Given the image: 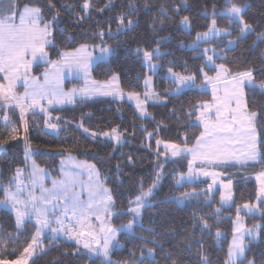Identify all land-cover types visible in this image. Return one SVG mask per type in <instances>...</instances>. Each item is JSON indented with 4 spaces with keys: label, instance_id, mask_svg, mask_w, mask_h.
<instances>
[{
    "label": "trees",
    "instance_id": "obj_1",
    "mask_svg": "<svg viewBox=\"0 0 264 264\" xmlns=\"http://www.w3.org/2000/svg\"><path fill=\"white\" fill-rule=\"evenodd\" d=\"M83 2L17 0V5L19 8L26 4L37 5L42 9V23L53 22V43L49 46L52 58L60 56L63 50L84 43H101L98 33L103 29V41L110 44L114 51L106 61L96 62L92 73L97 79H108L118 73L121 89L108 95L94 94L83 99L77 97L74 103L49 108L50 116L42 111L25 108L21 118V109L16 102H0V140L5 141L0 150V200L4 197V187L12 184L16 169L28 167L26 148L31 160L46 167L53 176L60 174L61 159L69 153L94 162L110 187L115 211L129 208V200L138 194L141 184L147 189L159 171L161 181L155 199H162L170 193L179 195L196 192L199 195L190 196L182 204L163 205L159 215L145 213L144 226L155 229L158 237L156 245L140 239L141 236L150 239L148 232L137 229L135 236L119 232L117 239L120 246L113 248L110 253L113 262L122 264L123 261L135 260L143 246L145 249L155 248L157 264H166L165 256L168 253L182 257L183 264H201L199 253L202 245L210 264H225L233 235V217L243 203L256 200L258 185L254 174L264 170V162L222 166L224 177L233 180L234 191L232 205L222 207L220 189L217 188L210 196L206 189L208 180L186 182L180 186L176 184L178 174L188 169V157H163L157 140L193 145L202 132V126L197 122L199 109L212 98L211 91L205 85L207 82L203 68L209 71H214V68L205 66V56L199 53L200 48L194 50L190 43L197 32L209 28L213 19L218 26L232 28L231 37H236L238 23L233 21L230 25V16L224 13L231 3L245 4L243 16L253 25L254 31L246 39L238 40L233 47L227 46V35L205 43L218 45L221 55L217 60L228 66V77L251 68L256 70L254 75L257 81L264 78V73L259 71L264 67V42L258 40L256 35L264 31V0H90L92 7L87 13L83 11ZM162 6L167 16L161 14ZM121 13L125 14V23L130 14L135 25L131 31L116 35L117 17ZM184 16L189 17L188 28L180 23ZM153 23L155 28L152 27ZM109 29L115 33L108 35ZM158 40L165 41L161 49L168 55L160 58L161 66L155 75L154 88L150 91L161 96L162 100L148 102L150 115L143 117L127 98L129 93L145 95L148 91L144 86L147 68L142 51L138 55L135 50H151ZM169 66L180 72L195 73L196 85L203 84L204 87L177 90L175 84L166 77ZM43 69L44 65L39 64L35 72ZM245 90L248 108L261 112L260 124H264V108L261 107L264 105V94L259 91L253 93L247 87ZM5 115L8 116L7 122L4 120ZM46 120L58 125L54 133L46 129ZM81 124L83 127H80ZM113 127L125 133L126 143L122 146H116L103 137L93 142L91 134L84 132V128L102 132ZM257 130L260 161H264V131L259 125ZM149 133H152L150 137ZM13 134L15 139L11 138ZM129 155L134 160L131 165L127 163ZM118 163L120 171H117ZM201 217L210 225L202 235ZM130 218L128 215L111 216V221L120 226ZM194 220L197 224L195 229ZM246 222L249 225L261 223L259 237L247 239V259L254 258L256 264H264V211L246 215ZM217 229L221 233L219 237L216 236ZM36 230L35 219H28L18 228L15 213L0 208V261H12L22 255ZM193 231L200 243L194 240L189 248L185 237ZM72 238L49 231L42 236L28 264H90L87 251Z\"/></svg>",
    "mask_w": 264,
    "mask_h": 264
},
{
    "label": "snow or ice",
    "instance_id": "obj_2",
    "mask_svg": "<svg viewBox=\"0 0 264 264\" xmlns=\"http://www.w3.org/2000/svg\"><path fill=\"white\" fill-rule=\"evenodd\" d=\"M92 5L90 0H84L82 8L85 13L89 12ZM245 5L231 3L230 7L227 8V13L230 16L229 24L231 25L232 20L235 19L238 23V35L228 40V45H233L238 40L246 39L249 34L254 31L253 25L248 23L244 16L243 10ZM178 11V9H177ZM11 12V15L7 14ZM17 12L19 13V25L15 23ZM161 14L167 16V12L161 7ZM84 17H81L83 19ZM42 19V9L38 6H29L25 5L23 9H20L19 6L15 3V0H10L8 7H3V0H0V72L5 73V79L9 81L7 87L3 84H0V100L5 104H9L12 101L20 106L21 109V118L24 116V104L22 101L25 98H30L31 103L29 107H34L40 105V99L51 96L49 99V104L52 103H74L73 97L77 94L75 89H72L68 92L63 91L60 86L59 76H55L53 79L49 78V73L45 72V80L48 87L35 88L33 86L32 90L29 91L28 86V76L24 74L25 80V94L24 97H17L12 92L14 81L17 79L19 70L23 67L27 70L30 66V61L25 59L28 53L31 54L33 60H41L48 55L45 51L46 45L52 43L49 39L52 36V30L49 24H45L43 28L39 27V21ZM55 19V17H54ZM118 29L116 35H119L121 32L131 31L135 25V21L131 18L129 14L127 17V23H125V14L121 13L117 17ZM161 24L164 23L163 20L160 21ZM181 24L186 26L189 25V17L184 16L181 18ZM155 28V24L152 25ZM221 31L224 35L229 37L232 36V33L225 29H218L216 27V20L213 19L211 25L207 31L197 32L195 39L192 40L191 47L195 50L199 48L200 42H211L213 39H218ZM101 37V43L99 45H94V47L99 48V56L93 57L91 53L87 52L88 45L81 44L79 48L75 49L73 52H67L62 54V61L67 65L69 71L71 72L72 68L75 67L78 71L83 72L85 75L89 74V67L93 61H106L107 58L113 53V49L104 43L103 36L105 35L103 29L98 33ZM108 35H112L111 29H109ZM257 39L261 42H264V31L256 33ZM164 40H158L156 46L151 50H142L137 48L135 51L139 55L140 52H143V62L150 67V69L155 72L156 68L159 66L157 61L168 55V52L161 51V45L164 43ZM255 43V41L253 42ZM211 51L213 55H208V52ZM206 57V64L215 65L214 56H218V45L212 47L211 49L205 48L201 53ZM154 57L156 58L154 60ZM264 59V57H262ZM51 66L56 67L57 61H51ZM218 69L217 76L215 78L208 76L207 72H204L205 81L211 83L213 79L219 81L220 78L228 72V69L224 64L215 65ZM202 71V69H201ZM255 69H248L246 71L237 73L233 76L230 83L233 85L232 91L227 94L226 99H222L216 95V86L213 84V99L217 101V104H209L205 102L200 110V115L198 119L203 124V131L199 136L196 137V145L194 147L188 148L187 146L181 147L178 144L164 142L166 149L171 150L172 157H180L183 153H191L192 160L188 161L189 171H192V164L194 160L200 159L205 160L210 163L218 165H228L232 162L236 164H246L248 162H264L260 161V143L257 136V125L260 126L261 130L264 131V124H260L261 112L259 111H249L248 105L245 100V91L247 87L255 93L259 91L261 94H264V78H261L257 81V78L254 75ZM261 73H264V67L259 69ZM59 72V69H57ZM167 72L170 74L172 82L175 84L176 89H187L200 87L203 88L204 85H196V74L192 75H181L173 71V68L169 67ZM35 80L36 78H32ZM114 80L115 77H112ZM153 77H145V86L150 87ZM81 98L88 97L91 93L88 89H82ZM108 95L110 93H103ZM131 97H136L138 100L137 108L140 111L141 116L146 115V109L144 108V101L139 100V94L132 92L129 93ZM154 95L153 92L149 91L145 94L146 98L148 96ZM235 101L236 106L231 108L228 106V101ZM264 108V105H261ZM216 109V120H212L209 115V110ZM223 108V111H221ZM41 111L46 112L47 110L41 106ZM59 119V118H58ZM4 120L8 121V116L5 115ZM47 126L52 129H57V124L48 123L45 121ZM27 128V124H25ZM80 127H83L81 124ZM88 129L84 128V132L88 133ZM15 129H13V133ZM149 137L152 133L148 134ZM93 142L97 141L100 137H106L110 142H114L116 146H122L126 143L124 136L125 133H121L118 127H113L110 131L103 133H91ZM12 139H15V135L11 136ZM5 143L4 140H0V145ZM162 143V141L157 140V145ZM235 144L242 145L240 150H237L233 147ZM166 155V153H165ZM26 159H29V150L25 149ZM128 164H133L134 160L131 155H129ZM77 167L83 168L87 167L90 170V176L94 173L96 176V182L90 185V202L87 205V208L83 207V201L79 199L78 196L74 194V189L76 187V180L71 173H65V176L68 178L61 181H53V187L47 189L43 187V172L44 170L39 168L35 161H32V180L31 185L34 188L38 181L41 182V196L36 197L33 192H27V198L25 196V190L28 188L23 180L21 179L23 169L17 168L15 173V188L11 185L4 187V196L5 199L0 201V205L4 207H11V210L15 212L16 216V225L19 228L25 217L35 216L37 230L32 236V240L28 243L27 247L24 249V253L29 256L32 255V250L34 245H36L38 239L41 236L42 231L45 229L51 230L53 234L57 232H64L65 235L76 238V243L79 245L83 243V248L87 250V255L89 258L90 264H115L111 260V251L115 247L120 246V241L117 239L118 232H126L131 236L136 235L137 229L142 232H148L149 237L141 236V240H145L146 243L150 242L153 245L158 243V237L154 228H145L144 226V215L145 213H150L151 216H156L161 213V206L169 203H183L190 196H197L199 193H179V195L168 194L162 199H155L156 189L159 186L161 172L156 173V178L148 186L147 189L141 187L137 195L129 200L130 207L122 211H111L115 207L114 199L111 194V190L104 187L103 183L99 181L100 173L96 170L94 164H77ZM117 171H120V164H117ZM210 173L205 172L204 175H209ZM215 176L216 173H211ZM260 175L264 177V172H261ZM231 181H228L226 187L231 186ZM177 185L182 184V180L176 181ZM211 188V185L209 186ZM261 192H264V187L261 188ZM222 200L231 199V195L227 197L222 196ZM63 203V212L59 216H55V222L60 224L61 227L55 228L51 227L53 223V215L55 214L56 209L59 207L60 203ZM51 205L52 211L49 212L48 206ZM245 208L252 210L254 206L245 204ZM71 212L73 216L79 214L82 218L86 215L95 213L96 219L101 220L100 233L103 234V240L101 242L100 235L94 232H78L74 231L72 228L64 229L63 220L68 218V213ZM101 213L105 216H124L128 215L131 218L128 219L126 224H121L119 228L113 227L111 223L105 224L104 220L101 217ZM237 218L239 219V209H237ZM201 235L205 229L210 227L208 221L204 218H199ZM197 227V224L194 220L193 229ZM257 228L259 225L256 226ZM90 236L92 241L95 243V247L92 242L88 240L82 241L80 237ZM221 235L219 229H217L216 236ZM249 239H256L259 236L258 232H255L254 229L249 228L245 229L243 225H238L233 229V238L228 248L227 260L225 264H256V260L247 259V249L249 248ZM55 239V236L53 237ZM197 240L194 231L189 233L185 237V243L188 244V247L191 248V242ZM162 248L163 245L161 244ZM200 260L201 264H210L209 258L203 252V246L201 245L200 251ZM156 251L155 248H146L141 247V252L135 260L123 261L122 264H157L155 260ZM166 264H183V258L180 256H173L171 253H168L165 256ZM11 264H27L26 260H16L11 262Z\"/></svg>",
    "mask_w": 264,
    "mask_h": 264
},
{
    "label": "rangeland",
    "instance_id": "obj_3",
    "mask_svg": "<svg viewBox=\"0 0 264 264\" xmlns=\"http://www.w3.org/2000/svg\"><path fill=\"white\" fill-rule=\"evenodd\" d=\"M9 2H10V0H3V7L7 8ZM15 3L17 4V0H15ZM26 5H29V4H26ZM243 5H245V4H243ZM24 6L25 5H23L20 9H23ZM29 6H37V5H29ZM229 7H230V5L225 8L224 13L228 14L226 10ZM7 14L11 15V12H8ZM212 21H211V23H212ZM233 21H236V20L233 19L232 22ZM15 23L17 25H19V13L18 12H17V15H16ZM38 23H39V27H41V28H43L45 26V24H49L50 28H51V30L53 32V22L52 21H48L46 23H42V19H41ZM184 27L188 28L189 25L188 26L184 25ZM216 27L218 29L228 28V30L230 32H232V28H229V27H221V26H218L217 24H216ZM207 30H203V31H200V32H204V31H207ZM111 32H112V34L115 33L113 30H111ZM220 36H225L223 31H221L219 37ZM231 38H233V37H228L227 42ZM49 39L53 43L52 36H50ZM52 43L49 44V45H46L45 51L48 53V55L46 57H44L43 59H41V60H33L30 53H28L26 55L25 59L27 61H30L31 63H30V66H29V68L27 70H25L23 67H21L20 70H19L20 74L18 75L17 79L14 81V85H13V88H12V92L15 94V96L24 97L25 90H26L25 89V80H24V74L25 73H26V75L29 78L28 79L29 91L32 90L33 86L35 88L48 87V85L46 84V80H45V72L49 73V78L50 79H53L55 76L58 75L59 78H60V86L62 87L63 91L68 92V91H70L72 89H75L76 93H77L75 96L81 95L80 92H81L82 89H88L90 91V93L104 92V91H107V90H118V89H121L120 77H119L118 73H114L108 79H97V78L94 77V75L92 73V67L98 61L91 62L90 67H89V74L88 75H85L83 72L78 71L75 67H73L71 72H70L68 67H67V65H65L64 62L61 59L62 54L63 53H67V52H73L75 49L79 48L80 45L78 47H76V48L63 50L61 52L60 56H58L56 58H52V57H50V54H49V46L52 45ZM104 43L109 45L113 49V47L110 44H108L106 42H104ZM191 43H190V46H191ZM84 44H87V43H84ZM99 44L100 43L87 44L88 48H87L86 51L91 53L93 57H98L99 54H100L99 53V48L94 47V45H99ZM235 45H236V43H234L233 45H228L227 44L228 47H233ZM215 46H216V44H213V43L206 44L205 42L202 41L199 44V48H200L199 53H202L203 49H205V48L211 49L212 47H215ZM142 50H146V49H142ZM161 51L163 52L164 50L161 49ZM141 55H142V58H143V52H142ZM208 55H213V53L211 51H209ZM220 55H221V52H220V49L218 48V56H220ZM218 56H214L215 65L224 64V63L219 62L217 60ZM155 59L156 58L154 57V60ZM51 61H57L58 62L55 68H53L51 66V63H50ZM161 62H162L161 59H159L157 61L159 66L156 68L155 72H153L150 69V67L144 63L146 65V68H147L146 76H152L153 77L150 87H146L145 86V78H144V86H145L146 89H148V91H146V92H149L151 89L154 88L155 75H156V73H158V70H159V68L161 66ZM205 62H206V57H205ZM39 64H43L44 65V69L42 71H40V72H35V68ZM215 65H208L207 66L209 68H214V71H209L207 68H203V73L207 72L208 76L215 78L217 76V71H218V69L215 67ZM224 65L228 69V66L226 64H224ZM169 67H171V66H169ZM171 68H173V67H171ZM57 69H59V72H57ZM173 71L176 72V73H179L181 75H185V76L192 75V73L180 72V71L175 70L174 68H173ZM228 73H229V69H228V72L225 73L223 76L228 75ZM233 76L222 78L219 81L214 80L211 83L208 82L207 84H205V85H207L206 88L208 90H210L211 93H212L211 100L205 101V102H208L209 104H217V101H215L213 99V84H215L216 89H217L216 95L218 97L222 98V99H226L227 94L230 93L232 91V88H233V85L230 83V81H232V79H233ZM33 77L36 78V79L33 80L32 79ZM112 77H115V79L113 80ZM166 77L169 78L172 81V79L170 78V74L168 72L166 73ZM68 81H70V82L68 83ZM8 83H9V81L7 79H5V73L4 72H0V84H3V85H5L7 87ZM244 91H246V90L244 89ZM48 97H51V96H48ZM79 97H81V96H79ZM76 98L73 97V99H76ZM127 98L137 108V103H138L137 98L136 97H131L130 95L127 96ZM139 100L140 101H144V108L146 109V115H143V117H146V116L150 115L149 111H148V108H147L148 102L161 101L162 97L157 95V94H154V95L148 96L146 98L145 95L139 94ZM245 100H246V96H245ZM42 101H45V100H42ZM67 104H70V103H68L67 101H65L64 103H60V104H57V103L49 104V102H40V105H36L34 107L41 109V106H43V108H45L47 110L44 113L49 114V108L60 107V106H64V105H67ZM202 106L199 109L198 116L200 115V110H201ZM228 106L231 107V108H234L236 106L235 101L234 100L228 101ZM137 110H138V108H137ZM248 110L249 111H253V110H251L249 108H248ZM221 111H223V108H221ZM138 112L140 114L139 110H138ZM209 115H210V117H211V119L213 121L216 120V109L215 108L210 109L209 110ZM197 122L203 128V124L198 119V117H197ZM110 130L111 129L105 130V131H102V132H95V131L89 130L88 133H90V134L93 133V132H95V133H103V132L110 131ZM257 136H258V141H260L258 130H257ZM103 138H106V137H103ZM106 139H108V138H106ZM160 141H162V143H160L158 146L162 150V153H163L162 156L165 157V158H171V159L172 158H176V157H172L171 156V150L165 148L164 142L178 144L181 147L187 146L188 148L194 147L196 145V142L193 145H187V144L175 143V142L168 141V140H161L160 139ZM233 147H235L237 150H240L242 148V145L235 144ZM2 148H3V145H0V150ZM165 153H166V155H165ZM67 156H71V158H76L77 160H81L80 161L81 163H78V161L75 162V163L71 162L70 159H69L70 157H66V158L61 159V162L59 164V170L61 172L60 175L53 176L52 174L49 173L47 177H48V179L50 181L46 180V179H43L42 180L43 187L47 188V189H51L53 187V181L54 180L55 181L66 180L68 177L65 176V173H71L74 176V178H75V180L77 182L76 183V187L74 189V194L76 196H78L81 201H83V207L87 208V205L90 202V185L94 184L96 182L97 178H96L94 173L90 176V170L87 167L79 168V167H77V164H94L95 166H96V164L94 162H92V161H88V160H85V159H79L78 157H76L75 155H73L71 153H69ZM181 156H187L188 160H192V154L191 153H183ZM260 158H261V151H260L259 160H260ZM248 163H254V162L250 161ZM248 163H246V164H248ZM230 164H236V163L232 162ZM37 165L39 166V168H44V170H48L46 167H43V166H41L39 164H37ZM238 165H241V164H238ZM222 166H225V165H218V164L210 163V162L205 161V160L197 159V160L193 161L191 173L189 171V164H188L187 171L180 172L178 174V176H177V180H182V184L186 183V182L193 183V182H199V181H202V180H208V184L206 185V189L209 191L210 196L216 191L217 188H219L220 189V203H221V206L222 207H229V206L232 205L233 200H234L233 180L232 179H227V178L224 177L225 173L222 171ZM96 170L100 173V171H99L97 166H96ZM205 172L210 173V174L209 175H204ZM261 172H264V170H260V171H258L257 173L254 174V178H255V180L257 182V185H258V191H257L256 200L253 201V202H245L240 207H238V209H239V219L237 218V212H236V214L233 217V229L235 227H237L238 225H243L245 229L252 228V229H254L255 232L260 233L261 223L260 222H255V223L250 224V225L247 224L246 215L261 214L264 211V192H261V188L264 187V177H262L260 175ZM211 173H216L217 175L213 176V175H211ZM99 181L103 183L104 187L110 189V187L105 183V180H104V178L102 177L101 174L99 175ZM160 181H161V178H160ZM228 181L232 182L230 187H226V185H228ZM210 185H211V188L209 187ZM178 186H180V185H178ZM36 190H37V197H40L41 196V182L40 181H38L36 183L34 188L30 187V189L25 190V196L23 198H27V192H33V191H36ZM229 193L231 195V199L222 200L221 197L222 196L227 197L229 195ZM245 204L252 205L254 207L252 208L251 211H249V209L244 207ZM63 207H64L63 203L61 202L59 204V207L56 210L60 209V211H61L63 209ZM113 210L114 209H112L111 211H113ZM59 212H57L56 216L58 215ZM90 215H95L96 216L95 213L90 214ZM101 217L104 220L105 224L111 223V225L113 227H116V228L120 227V226H116V225H114L112 223L111 216H105V215H103V213H101ZM54 219H55V217L53 218V220ZM83 220H84V217H83ZM89 224L92 227H94V229H96L97 231H99L101 226H102L101 225V220L96 219V217H95L94 220L93 219H89ZM123 224H126V223H123ZM257 225H259L258 228L256 227ZM84 228H85V222H84ZM102 238H103V234H102ZM232 238H233V235L231 237V241H232ZM245 238L249 239L247 237V235L245 236ZM251 240H253V239H251ZM36 247L37 246L34 245L31 256H29L26 253H23L22 255H20L15 260H12V261H0V264H11V262L16 261V260H26L27 264H28L30 258L34 254V251H35ZM111 260L113 261L112 257H111ZM245 264H247V262Z\"/></svg>",
    "mask_w": 264,
    "mask_h": 264
},
{
    "label": "crops",
    "instance_id": "obj_4",
    "mask_svg": "<svg viewBox=\"0 0 264 264\" xmlns=\"http://www.w3.org/2000/svg\"><path fill=\"white\" fill-rule=\"evenodd\" d=\"M226 77H228L227 75H225V76H223V77H221L220 79H222V78H226ZM215 79H213V81H214ZM207 82V81H206ZM208 83V82H207ZM206 83V84H207ZM120 89H118V90H107V91H104V92H96V93H91L90 95H94V94H103V93H105V92H108V93H116V92H118ZM79 96H81V95H79ZM79 96H74L75 98L76 97H79ZM49 99H51V97H45V98H43V99H40V102H48L49 101ZM42 100H45V101H42ZM0 102H3L2 100H0ZM13 102H16V101H13ZM22 103L24 104V108H32V109H35V110H38V111H41V109H39V108H36V107H29V105H30V103H31V100H30V98H25L23 101H22ZM43 112V111H42ZM47 114V113H46ZM48 116H50V113L48 114ZM48 123H51V124H53L51 121H48ZM46 129L49 131V132H52V133H54L55 131H56V129H52V128H49L48 126H47V124H46ZM30 157V156H29ZM66 157H70L69 159H70V161L71 162H77L78 161V163H81L80 161L81 160H77L76 158H71V156H67V155H65L63 158H66ZM62 158V159H63ZM20 169H23V173H22V176H21V179L23 180V182L26 184V185H28V188L27 189H30V187L32 188V185H31V180H32V176H31V172H32V160H31V157L29 158V163H28V167L27 168H20ZM41 169H43L44 170V168H41ZM16 173V172H15ZM51 174V172L49 171V170H44V172H43V179H46V180H49L48 179V174ZM61 173V172H60ZM60 175V174H59ZM50 181V180H49ZM1 185V184H0ZM11 186L13 187V188H15V175H14V179H13V182H12V184H11ZM7 187V186H6ZM26 189V190H27ZM33 193H34V195L37 197V190L36 191H33ZM5 199V196L3 197V199H1L0 201H3ZM0 208H7V209H10L11 210V207L10 206H8V207H4V206H2V205H0ZM48 208H49V212L51 213V211H52V208H51V206L49 205L48 206ZM13 211V210H12ZM60 211V209H58V210H56L55 211V214L53 215V217L52 218H54L55 216H56V214H57V212H59ZM114 211V210H113ZM14 212V211H13ZM115 212V211H114ZM15 213V212H14ZM95 215H86L85 217H84V222H85V228H84V230L82 231V232H84V233H87V232H89V231H91V232H94V233H98L99 235H100V239H101V242H102V240H103V238H102V234L100 233V231H97L96 229H94V227H92L90 224H89V219H95ZM30 218H33V219H35V216H32V217H25V219H24V222H23V224L20 226V227H22L24 224H25V222L28 220V219H30ZM51 227H52V225H51ZM49 231H51L50 230V228L49 229H45L44 231H42V233H41V236H40V238L38 239V241H37V243H36V245L35 246H37L38 245V243H39V241L41 240V238H42V236L44 235V234H46V233H48ZM58 234V233H57ZM117 237H118V234H117ZM72 239H74L75 241H76V238L75 237H73ZM80 239L82 240V241H84V240H88L89 242H92L93 243V246L95 247V243L92 241V238L90 237V236H82V237H80ZM79 246L80 247H82L83 248V243H81V244H79ZM84 249V248H83ZM84 250H86V249H84ZM87 251V250H86Z\"/></svg>",
    "mask_w": 264,
    "mask_h": 264
},
{
    "label": "built area",
    "instance_id": "obj_5",
    "mask_svg": "<svg viewBox=\"0 0 264 264\" xmlns=\"http://www.w3.org/2000/svg\"><path fill=\"white\" fill-rule=\"evenodd\" d=\"M63 212V209L58 213L57 216L61 215ZM52 227L60 228L61 225L55 222V219L53 220ZM63 228L68 229L72 228L74 231L82 232L84 229V220L83 218L77 214L76 216H73L71 212L68 213V218H64L63 220ZM60 236L70 238L69 235H65L64 232H57Z\"/></svg>",
    "mask_w": 264,
    "mask_h": 264
}]
</instances>
